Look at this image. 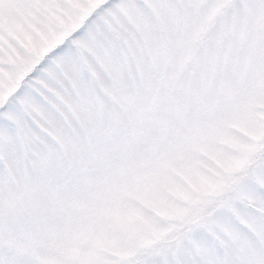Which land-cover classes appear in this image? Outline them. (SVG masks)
<instances>
[{"label":"snow or ice","instance_id":"1","mask_svg":"<svg viewBox=\"0 0 264 264\" xmlns=\"http://www.w3.org/2000/svg\"><path fill=\"white\" fill-rule=\"evenodd\" d=\"M0 264H264V0H0Z\"/></svg>","mask_w":264,"mask_h":264},{"label":"rangeland","instance_id":"2","mask_svg":"<svg viewBox=\"0 0 264 264\" xmlns=\"http://www.w3.org/2000/svg\"><path fill=\"white\" fill-rule=\"evenodd\" d=\"M231 131L233 136L240 142H245L250 139L249 129L244 126H238L236 128H233ZM224 148L226 151L230 150V147L228 145H225Z\"/></svg>","mask_w":264,"mask_h":264}]
</instances>
